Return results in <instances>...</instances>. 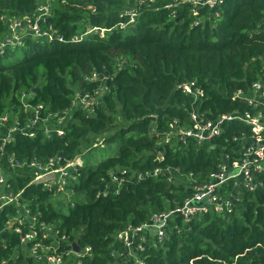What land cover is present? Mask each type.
I'll return each instance as SVG.
<instances>
[{
	"label": "trees",
	"instance_id": "16d2710c",
	"mask_svg": "<svg viewBox=\"0 0 264 264\" xmlns=\"http://www.w3.org/2000/svg\"><path fill=\"white\" fill-rule=\"evenodd\" d=\"M45 3L48 16L40 29L50 26L62 41L26 37L21 47L0 55V115L9 112L0 134L25 125L22 103L40 106L41 116L60 115L76 93L102 92L93 108L70 110L61 135L50 119L39 122L31 137L11 134L0 150L7 178L3 193L20 192L19 201L37 220L55 227L56 240L64 235L79 249L88 247L79 264H131L114 233L179 203L188 173L204 180L219 163L238 157L241 145L233 139L250 135L248 125L230 120L211 139L158 143L164 133L191 125L190 112L204 121L233 111L254 113L234 94H245L264 78V0H218L211 6L179 0H0V14L21 19ZM187 83L191 93L182 89ZM112 145L106 157L83 160L68 180L66 189L76 200L67 213L51 203L53 189L14 175L18 166L8 163L11 156L25 167L58 157L63 165ZM118 167L134 172L178 168L180 175L170 183L162 176L126 182L113 193L104 181ZM259 178L263 185L253 192L237 189L240 200L233 212L195 216L189 230L177 233L176 216L165 228L167 238L159 244L146 241L139 255L146 264H264V176ZM13 215L12 205L0 209V258L7 264H36L20 244L28 228L19 225L20 233L5 228ZM65 248L59 241L58 250Z\"/></svg>",
	"mask_w": 264,
	"mask_h": 264
},
{
	"label": "built area",
	"instance_id": "2783aa9c",
	"mask_svg": "<svg viewBox=\"0 0 264 264\" xmlns=\"http://www.w3.org/2000/svg\"><path fill=\"white\" fill-rule=\"evenodd\" d=\"M52 2L53 0H46ZM180 2H191L196 5L211 6L218 0H179ZM48 3L40 4L30 15L21 19L9 18L0 14V55L6 49L21 47L26 37L42 38L47 42L52 40L62 41L61 36L56 35L52 28L40 29V23L45 22L48 14ZM126 13L130 17L134 15V10L129 9ZM76 39V37H73ZM182 85L186 93H191L190 85ZM101 88L83 94L76 93L70 101L69 108L65 109L60 115L46 114L40 115V106L30 107L22 103V111L25 113V125L18 127L16 125L8 128L0 134L1 146L10 139L13 132L23 133L29 137L33 135L32 129L39 123L48 119L52 122V129L57 135L62 134V128L65 124L64 119L68 116L70 110L74 107L81 109H91L99 102ZM196 93H200L196 90ZM236 97H243L248 105L254 109V113L233 111L226 114H220L213 120H203L202 116L196 112H190L192 124L184 127H177L173 132L164 133L158 139V143L169 142L170 139L176 138L181 143H185L187 138H192L196 142L211 139L220 133V125L223 121L237 120L249 126L250 135L239 139H233L241 145L238 157L229 161L224 160L218 164V169L208 174L201 181L196 180L191 173L185 176L182 183L184 196L179 203L172 208L158 213H151L142 223L132 226L126 224L125 227L114 233V238L121 243L126 257L131 258V264H146L144 258L138 252L143 250L146 241L159 244L167 238L165 228L174 217H179L180 225L175 227V232L180 229L189 230L188 222L195 216L204 213L224 214L231 213L239 203L240 197L237 189L253 192L257 187L263 185L259 176H264V78L259 79L251 84L249 91L245 94L239 91L234 94ZM8 118V113L0 115V127ZM170 127H172L170 125ZM45 133L49 130L44 128ZM154 136H158L154 131ZM227 157V155H226ZM160 152L155 153V159L160 160ZM58 157H51L44 162H30L27 167L31 168L34 176L29 183H43L47 189H53L55 193L69 195L70 190L66 189L69 179L75 178L77 168L82 166L83 159L81 156H75L66 161L63 165L58 164ZM11 167L20 166L15 163L13 157L8 158ZM180 175L178 168L154 167L143 171H129L125 168L118 167L107 172V180L104 182L112 186L113 193H117L119 188L131 181H139L144 178H156L162 176L163 179L170 183ZM6 174L0 165V209L6 205H12L14 215L8 217L5 228L12 229L15 233H20L19 225L26 226L28 230L20 237L22 247L27 246L28 258L37 262L36 264H64L70 262L79 264V256L89 251L88 247L83 250L79 249L74 252L71 244L74 241H66V237L61 235L56 240L57 234L55 227L51 224L37 220L28 207L19 201V194L3 193V186L6 183ZM44 181V182H42ZM228 188H227V187ZM105 188H100L99 193L104 194ZM66 196V200H67ZM70 206L72 202L68 203ZM50 239L52 242L45 244L44 241ZM59 241L65 243L67 248L58 250ZM0 264H7V259L0 258ZM190 264V263H189Z\"/></svg>",
	"mask_w": 264,
	"mask_h": 264
},
{
	"label": "rangeland",
	"instance_id": "374dc122",
	"mask_svg": "<svg viewBox=\"0 0 264 264\" xmlns=\"http://www.w3.org/2000/svg\"><path fill=\"white\" fill-rule=\"evenodd\" d=\"M13 55L15 58H19L20 52L18 50H16L13 52ZM14 57L10 58V62L14 60ZM7 61H9V60H7ZM13 119H14V117H13ZM113 147L114 146L112 145L111 147H109L107 149L96 148V149L90 150L89 152H87L85 155L82 156V159L83 160L88 159L92 162H95V161L100 160L101 158L109 155L113 151ZM13 173L16 176H26V177H29L30 179L34 176V172L32 171V169L29 167H25V166L14 167ZM42 182H44V181H42ZM66 196L67 195H65L63 193H54L53 197L51 199V203H53L54 208L60 210L62 213H67L68 203L70 201L72 202V201L76 200V198L74 196L72 198V196L69 197V195L67 196V200H66ZM23 255L28 257L27 250L23 251Z\"/></svg>",
	"mask_w": 264,
	"mask_h": 264
},
{
	"label": "water",
	"instance_id": "95a60500",
	"mask_svg": "<svg viewBox=\"0 0 264 264\" xmlns=\"http://www.w3.org/2000/svg\"><path fill=\"white\" fill-rule=\"evenodd\" d=\"M35 91H36V87H33V89H32L31 92L33 93ZM71 247H72V249H73L74 252H76L78 250V246L76 245V243H72L71 244Z\"/></svg>",
	"mask_w": 264,
	"mask_h": 264
}]
</instances>
